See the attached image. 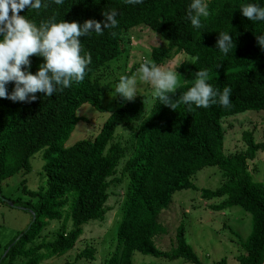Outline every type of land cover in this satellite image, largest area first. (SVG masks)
I'll return each mask as SVG.
<instances>
[{"label":"trees","instance_id":"trees-1","mask_svg":"<svg viewBox=\"0 0 264 264\" xmlns=\"http://www.w3.org/2000/svg\"><path fill=\"white\" fill-rule=\"evenodd\" d=\"M44 2L49 3L48 9L36 11L26 7L20 15L37 25L53 15L57 22L64 19L82 25L89 19L103 21V13L115 9L118 25L105 29L102 35L93 32L80 38L81 55L84 52L91 55L90 70L83 82L73 83L51 97L36 93L38 99L31 103L0 98V183L16 172L26 174L30 156L45 148L41 155L45 159L44 181L36 190L27 189L22 179L21 191L26 199H10L0 191L14 206L28 212L30 218V211L34 213L29 227L4 245L0 264H37L68 251L81 235L83 224L103 220L108 210L105 206L108 189L112 183L121 181L114 177L121 161L120 176L126 180L124 200L114 246L104 264H133V252L202 264L185 241L182 224L174 232V246L170 250L156 248L153 238L163 232L158 213L167 207L174 192L194 189L190 177L205 166H216L222 177L213 190L200 189L202 199L217 200L209 209L222 211L238 206L250 216L251 228L245 238L231 231L238 237L241 249L235 256L236 262L262 264L264 184L252 178L247 161L255 157L264 143L256 142L249 131L243 132L244 150L224 154L221 120L264 109V48L256 39L264 35V21H249L240 12L242 4L264 7V0H206L210 15L201 18L200 28L193 27L187 18L191 0H143L136 5L125 0H64L60 6L53 0ZM135 26H145L166 41L164 47L151 49L150 58L157 66L179 52L198 57L195 65L189 62L185 69L183 86L177 89L174 101L194 84L196 72L207 69L208 82L214 88L232 89L230 107L217 103L203 108L193 104L189 109L180 104L174 111L155 97L147 106L144 94H137L133 101L117 95L115 108L108 111L91 138L63 146L75 123L83 119L76 115L82 104L96 111L106 109L100 97L109 85L100 83L93 72L120 54L126 32ZM221 32H228L235 43L227 55L216 48ZM29 59L28 71L35 74L44 59L36 55ZM14 86L15 82H9L7 91L11 93ZM117 127L128 131L127 144L114 139ZM0 203L5 205L1 200ZM50 220L60 224L43 233ZM18 233L21 236L8 247ZM93 252V248H84L74 259H92ZM214 264H226L225 258Z\"/></svg>","mask_w":264,"mask_h":264},{"label":"rangeland","instance_id":"rangeland-1","mask_svg":"<svg viewBox=\"0 0 264 264\" xmlns=\"http://www.w3.org/2000/svg\"><path fill=\"white\" fill-rule=\"evenodd\" d=\"M166 41L145 26L130 28L125 35L123 49L120 54L106 62L93 72V76L100 83H107L108 89L100 97L101 103L106 107L104 111H96L88 104H82L76 115L82 117L78 120L63 146H69L73 142L91 138L102 125L108 115V111L116 106V96H111L121 76H135L136 94L147 96L149 106L154 97V85L150 81L141 79L142 73L139 64L150 58L153 47H164ZM189 56L183 52L173 54L159 65L166 70H177L182 77L189 62ZM117 81V82H116ZM182 82V79H181ZM223 129L222 151L229 155L241 152L245 148L242 140L243 132H250L256 142L264 143V109L249 110L221 120ZM115 140L127 144L129 134L127 130L116 128ZM42 148L29 158V171L24 174L19 171L4 179L0 183V191L10 199L24 200L26 196L21 191L20 181L25 180V186L29 190H36L44 181L42 166ZM122 162V161H121ZM114 177H119V183H112L108 189L109 196L105 206L108 210L102 221L89 220L82 225V233L73 246L63 254L52 256L37 264H104L114 246V236L120 210L124 200L126 180L120 176L119 165ZM247 168L256 181L264 184V144L255 154L252 160L247 161ZM194 189H182L171 195L167 207L158 213L157 220L163 232L155 235L154 245L160 250H170L174 246V232L179 224L184 228L185 241L191 246L197 258L202 264H214L221 258H225L226 264H238L235 256L241 252L237 239L232 232L240 238H245L251 228L250 216L238 206H231L222 211H212L209 205L216 199L204 200L200 197V189L213 190L222 181L221 172L216 166H205L190 177ZM5 198V197H4ZM9 200V199H8ZM30 221L29 214L14 205L0 203V256L3 247L17 232L24 230ZM60 221L50 220L43 233L52 231L58 227ZM67 226L70 225L68 221ZM232 231V232H231ZM50 234V233H49ZM49 236V235H47ZM93 248L92 259H74L82 249ZM133 264H192L182 259L167 260L162 257L143 255L139 252L132 254ZM264 264V261L262 262Z\"/></svg>","mask_w":264,"mask_h":264},{"label":"clouds","instance_id":"clouds-1","mask_svg":"<svg viewBox=\"0 0 264 264\" xmlns=\"http://www.w3.org/2000/svg\"><path fill=\"white\" fill-rule=\"evenodd\" d=\"M53 2L60 6L64 0ZM125 3L136 5L143 3V0H125ZM49 6L44 0H0V98L31 103L38 99L36 93L51 97L57 91L63 92L70 88L73 83L83 82L86 72L90 70L88 66L91 64V55L87 52L81 55L80 38L93 32L102 35L105 29L118 25L115 9L104 12L103 21L89 19L82 25L64 19L57 22L55 15L37 25L20 15L26 7L39 11ZM240 12L249 21H264V7L257 4H242ZM209 15L206 0H191L187 18L193 27H202L201 18ZM256 39L264 48V35ZM216 48L227 55L235 48L233 37L228 32L219 33ZM34 55L43 57L44 63L32 74L28 71L31 68L29 57ZM197 60L198 57H189L188 62L195 65ZM138 71L142 73L141 79L154 85V97L174 111L180 104L187 105L189 109L193 104L203 108L217 103L225 108L230 107L232 89L227 86L222 91L214 88L208 82L210 74L207 69L196 72L194 84L175 101L173 97L177 89L183 86L177 70L163 69L147 59ZM9 82H15L11 93L6 89ZM136 85L135 76H121L111 96L119 95L127 101H133L137 96Z\"/></svg>","mask_w":264,"mask_h":264},{"label":"water","instance_id":"water-1","mask_svg":"<svg viewBox=\"0 0 264 264\" xmlns=\"http://www.w3.org/2000/svg\"><path fill=\"white\" fill-rule=\"evenodd\" d=\"M0 200L1 201H3L4 203H6L7 205H13V203H12V201L11 200H8V199H6V198H4L3 196H1L0 195ZM30 215H31V218H30V221H29V223H28V225H27V227H26V229L29 227V225H30V223L33 221V219H34V213L32 212V211H30ZM21 234L22 233H18L17 235H16V237L13 239V241H11L10 243H9V245H8V247L10 246V245H12L20 236H21ZM5 252V251H4Z\"/></svg>","mask_w":264,"mask_h":264},{"label":"crops","instance_id":"crops-1","mask_svg":"<svg viewBox=\"0 0 264 264\" xmlns=\"http://www.w3.org/2000/svg\"><path fill=\"white\" fill-rule=\"evenodd\" d=\"M5 205H7L6 203H5ZM8 206V205H7ZM17 207H19V206H17ZM21 210H24L23 208H21V207H19ZM25 211V210H24ZM26 212V211H25ZM28 213V212H27Z\"/></svg>","mask_w":264,"mask_h":264}]
</instances>
